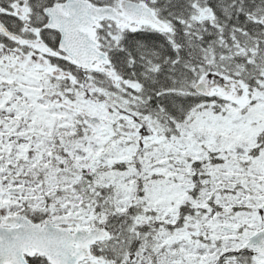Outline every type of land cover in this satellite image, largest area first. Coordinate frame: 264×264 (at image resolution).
I'll return each mask as SVG.
<instances>
[{"label": "snow or ice", "instance_id": "1", "mask_svg": "<svg viewBox=\"0 0 264 264\" xmlns=\"http://www.w3.org/2000/svg\"><path fill=\"white\" fill-rule=\"evenodd\" d=\"M0 264H264V0H0Z\"/></svg>", "mask_w": 264, "mask_h": 264}]
</instances>
